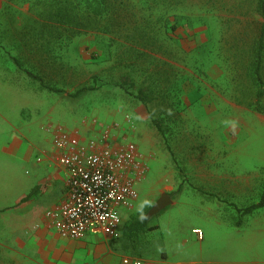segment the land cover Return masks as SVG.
I'll use <instances>...</instances> for the list:
<instances>
[{
  "label": "rangeland",
  "instance_id": "rangeland-1",
  "mask_svg": "<svg viewBox=\"0 0 264 264\" xmlns=\"http://www.w3.org/2000/svg\"><path fill=\"white\" fill-rule=\"evenodd\" d=\"M51 1L0 0V223L16 227L0 232V264H264V208L242 216L264 190V93L253 79L261 0H106V18L72 38L41 30ZM145 86L152 105L136 98ZM57 127L138 146L147 172L122 225L139 218L140 201L147 215L168 194L173 203L145 218L157 229L103 246L23 232L54 225L65 195L49 160Z\"/></svg>",
  "mask_w": 264,
  "mask_h": 264
},
{
  "label": "built area",
  "instance_id": "built-area-1",
  "mask_svg": "<svg viewBox=\"0 0 264 264\" xmlns=\"http://www.w3.org/2000/svg\"><path fill=\"white\" fill-rule=\"evenodd\" d=\"M52 136L53 160L66 174V193L51 214L57 233L66 239L86 236L116 240L121 237V209L133 207L139 194L136 184L145 178L147 166L138 146H113L109 132L86 138L57 127ZM45 157H37L42 163ZM118 217V219H115ZM204 239L200 229L194 231ZM118 264H147L123 257Z\"/></svg>",
  "mask_w": 264,
  "mask_h": 264
},
{
  "label": "trees",
  "instance_id": "trees-1",
  "mask_svg": "<svg viewBox=\"0 0 264 264\" xmlns=\"http://www.w3.org/2000/svg\"><path fill=\"white\" fill-rule=\"evenodd\" d=\"M50 8V9H49ZM259 11L264 19V0H261ZM107 16L106 10V0H52L50 3H46V9L44 11V22L40 23V28L50 34V30L53 32L54 29H61L58 32L60 37L65 35L68 38L75 37L83 32L93 31L97 27L93 22L94 17L105 19ZM39 23V22H37ZM59 26V27H56ZM41 31V32H43ZM15 63L19 68L23 69L21 63L14 58ZM264 64V23L262 24L261 34L259 40L257 41V51L255 54V60L253 61L254 68V82H257L260 86L258 89V98L263 96L264 80L262 76ZM30 76L34 77L33 74ZM124 86L130 85L131 88L135 87L134 83L129 82V78L125 79L123 83ZM46 88L51 91H60L46 84ZM87 88H82L78 90L75 97H80ZM136 98L144 105H152L158 101V96L155 94L154 90L149 87H140L138 89ZM153 124L156 126L160 133L163 132L162 123L158 120H154ZM33 194L22 200V203L30 200ZM264 208V190L262 193L261 200L253 204L244 210H242V216L252 214L258 209ZM121 237L126 240L136 241L142 238L149 231L157 229V227H152L148 225V220H141L140 217L133 220L132 223L124 224L122 227Z\"/></svg>",
  "mask_w": 264,
  "mask_h": 264
},
{
  "label": "crops",
  "instance_id": "crops-1",
  "mask_svg": "<svg viewBox=\"0 0 264 264\" xmlns=\"http://www.w3.org/2000/svg\"><path fill=\"white\" fill-rule=\"evenodd\" d=\"M261 28H262V26H261ZM83 136V135H82ZM51 143H52V141H51ZM45 151V150H44ZM53 148H52V151H50V154H49V157H50V162H54V165H55V167H58L56 164H55V161L53 160ZM43 157H45V159H44V161L42 162V163H38V161H37V158H36V162L38 163V164H44L45 162H46V159H48V157L46 156V154H44L43 153V155H42ZM37 157H40V156H37ZM59 168V167H58ZM60 169V168H59ZM62 170V169H61ZM63 171V170H62ZM26 173L27 174H29L30 172L28 171H26ZM63 173H64V177H65V193H66V174H65V172L63 171ZM64 198V197H63ZM31 199V198H30ZM24 200V199H23ZM30 201V200H29ZM28 202V201H27ZM27 202H24V203H27ZM8 216V215H7ZM1 218V217H0ZM44 221V220H43ZM0 222H2L1 220H0ZM45 222V221H44ZM48 223V222H47ZM46 222H45V226H44V228H34V229H30L29 227H31V226H29V227H27V228H25V229H23L24 231L23 232H55L56 233V235L60 238V239H64V240H70V239H66V238H63V237H61L58 233H57V231H56V229H55V227H54V225H48ZM122 227H123V225H122ZM123 229V228H122ZM122 229H121V232H122ZM16 230V227H13V226H5V224L3 225L2 223H0V232H16L15 231ZM103 238H105V237H103ZM103 238H101V237H95V236H86L85 238H83V239H80V240H71V241H73V242H78V241H82V240H86V239H88V240H92L96 245H98V246H103V244H104V242L103 241H100V239H103ZM107 239H109V238H107ZM110 240H112V239H110Z\"/></svg>",
  "mask_w": 264,
  "mask_h": 264
},
{
  "label": "clouds",
  "instance_id": "clouds-1",
  "mask_svg": "<svg viewBox=\"0 0 264 264\" xmlns=\"http://www.w3.org/2000/svg\"><path fill=\"white\" fill-rule=\"evenodd\" d=\"M137 119H139V117H137ZM222 123L225 127L231 126V128L234 130L237 126L238 121L232 120V119H226V120H223ZM149 203L150 202L148 200H143V201H140L136 207V211L139 213V217L141 220L146 218L144 209L146 206L149 205ZM114 218L118 219V217H115V216Z\"/></svg>",
  "mask_w": 264,
  "mask_h": 264
},
{
  "label": "water",
  "instance_id": "water-1",
  "mask_svg": "<svg viewBox=\"0 0 264 264\" xmlns=\"http://www.w3.org/2000/svg\"><path fill=\"white\" fill-rule=\"evenodd\" d=\"M172 203L173 201L171 197L168 194H163L161 198L154 204L151 210L147 213L146 218H150L153 215L158 214L160 211L164 210Z\"/></svg>",
  "mask_w": 264,
  "mask_h": 264
}]
</instances>
